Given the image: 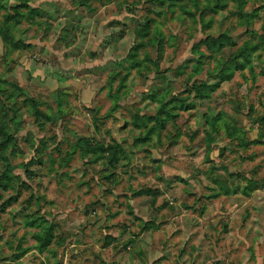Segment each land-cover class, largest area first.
Returning a JSON list of instances; mask_svg holds the SVG:
<instances>
[{
	"label": "rangeland",
	"instance_id": "374dc122",
	"mask_svg": "<svg viewBox=\"0 0 264 264\" xmlns=\"http://www.w3.org/2000/svg\"><path fill=\"white\" fill-rule=\"evenodd\" d=\"M0 264H264V0H0Z\"/></svg>",
	"mask_w": 264,
	"mask_h": 264
},
{
	"label": "crops",
	"instance_id": "0c3cea01",
	"mask_svg": "<svg viewBox=\"0 0 264 264\" xmlns=\"http://www.w3.org/2000/svg\"><path fill=\"white\" fill-rule=\"evenodd\" d=\"M49 76H50V75H49ZM47 77H48V76H47ZM47 77H46V81H48V80H47ZM55 83H56V85H58V82H57V81H55ZM59 84H60L59 86H63L62 83L59 82Z\"/></svg>",
	"mask_w": 264,
	"mask_h": 264
}]
</instances>
